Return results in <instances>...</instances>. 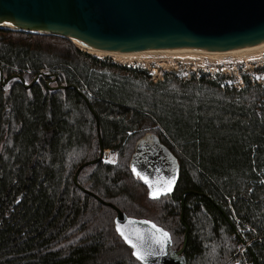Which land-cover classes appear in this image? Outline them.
Listing matches in <instances>:
<instances>
[{
    "label": "trees",
    "instance_id": "1",
    "mask_svg": "<svg viewBox=\"0 0 264 264\" xmlns=\"http://www.w3.org/2000/svg\"><path fill=\"white\" fill-rule=\"evenodd\" d=\"M0 67L26 84L42 71L50 76L29 89L0 83V264H140L115 232V212L73 182L79 166L99 156L95 119L76 89L99 120L103 149L117 154L115 164L85 167L82 189L161 227L174 250L186 226V264L236 263L240 240L225 200L235 196L236 217L261 238L246 260L264 264V85L174 73L153 82L68 39L8 29H0ZM47 82L67 88L52 91ZM147 132L178 160L170 196L149 198L129 170ZM187 191L196 194L183 196V225Z\"/></svg>",
    "mask_w": 264,
    "mask_h": 264
},
{
    "label": "water",
    "instance_id": "2",
    "mask_svg": "<svg viewBox=\"0 0 264 264\" xmlns=\"http://www.w3.org/2000/svg\"><path fill=\"white\" fill-rule=\"evenodd\" d=\"M0 25L16 31L65 38L109 53L171 49L234 51L264 43V0H0ZM48 77L40 72L26 84L19 74L4 79L0 67L3 88L9 81L18 80L29 89L39 78ZM46 85L52 91L67 88L49 87V82ZM76 91L95 119L99 156L79 166L73 177L75 186L115 212V232L140 264H186L183 255L188 238L186 226L181 246L174 250L167 231L151 221L127 217L114 205L79 186L80 172L102 162L104 149L99 120L88 99ZM128 167L133 177L147 189L149 198L170 196L179 178L177 158L149 132L135 142ZM185 194L196 193L187 191L181 197L180 221L183 225ZM229 225L233 228L230 222ZM118 227L138 244L144 261L133 255L134 249L125 242ZM161 232L170 237L164 245L158 243L163 239ZM138 236L141 239H137Z\"/></svg>",
    "mask_w": 264,
    "mask_h": 264
},
{
    "label": "rangeland",
    "instance_id": "3",
    "mask_svg": "<svg viewBox=\"0 0 264 264\" xmlns=\"http://www.w3.org/2000/svg\"><path fill=\"white\" fill-rule=\"evenodd\" d=\"M81 49V48H80ZM82 50V49H81ZM85 51V50H83ZM89 54L91 52L85 51ZM101 61L125 66L127 68L143 70L153 82L161 80L164 74L174 73L179 79H189L191 75H208L212 79H220L228 86L240 88L242 76L248 77L255 83L264 85V48L226 56L203 55H145L132 60L129 64H121L114 57L96 56ZM162 64L164 67H159ZM102 160L105 164H115L117 154L104 152ZM238 246V245H237ZM235 264H241L237 262Z\"/></svg>",
    "mask_w": 264,
    "mask_h": 264
},
{
    "label": "bare ground",
    "instance_id": "4",
    "mask_svg": "<svg viewBox=\"0 0 264 264\" xmlns=\"http://www.w3.org/2000/svg\"><path fill=\"white\" fill-rule=\"evenodd\" d=\"M0 29H8V30H16L14 28L5 27L0 25ZM74 45H76L78 48H81L82 50L91 52L92 54L96 56H106V57H114L115 61L121 64H129L132 60L135 58L145 56V55H158V54H166V55H191V54H197V55H203V56H226V55H232V54H238L242 52L247 51H253L257 49L264 48V43L255 45L252 47H247L243 49H238L234 51H204L199 49H171V50H156V51H143V52H133V53H109L104 50L87 46L79 42H74ZM159 67L163 68L164 66L162 64H159Z\"/></svg>",
    "mask_w": 264,
    "mask_h": 264
},
{
    "label": "built area",
    "instance_id": "5",
    "mask_svg": "<svg viewBox=\"0 0 264 264\" xmlns=\"http://www.w3.org/2000/svg\"><path fill=\"white\" fill-rule=\"evenodd\" d=\"M45 74H48V71H42ZM108 150H104V152L107 153ZM103 154V158H104ZM103 160V159H102ZM250 195V192L240 196L239 198L243 200H248ZM227 207L230 211V215L233 220V230L235 235L239 238L240 242L236 248L235 251V258L237 259V262L243 263V264H252L246 260V252L249 249V247L254 243H261V238L257 235L256 231L243 224L235 215L233 204L237 201V197H227L226 199Z\"/></svg>",
    "mask_w": 264,
    "mask_h": 264
},
{
    "label": "snow or ice",
    "instance_id": "6",
    "mask_svg": "<svg viewBox=\"0 0 264 264\" xmlns=\"http://www.w3.org/2000/svg\"><path fill=\"white\" fill-rule=\"evenodd\" d=\"M141 178L145 179V183H149L150 188L152 187L151 183L146 178H144V177H141ZM168 190L170 191L171 189L169 188ZM153 194L155 195V193H153ZM153 227H155V226H153ZM117 231L120 232V234L124 238L125 242L128 243L134 249L133 255H135L137 257V259L144 261L145 257L141 254V251H140L138 244L133 239H131L128 235H126L119 227L117 228ZM160 234L163 237V239L159 240L158 243H160L161 245H164L170 241V237L168 236V233L161 232ZM137 239H141V237L138 236Z\"/></svg>",
    "mask_w": 264,
    "mask_h": 264
},
{
    "label": "flooded vegetation",
    "instance_id": "7",
    "mask_svg": "<svg viewBox=\"0 0 264 264\" xmlns=\"http://www.w3.org/2000/svg\"><path fill=\"white\" fill-rule=\"evenodd\" d=\"M5 79V78H4ZM28 79H30V76L28 77ZM41 79H44V80H47V79H50V78H41ZM52 82V81H51ZM8 84V83H7Z\"/></svg>",
    "mask_w": 264,
    "mask_h": 264
}]
</instances>
